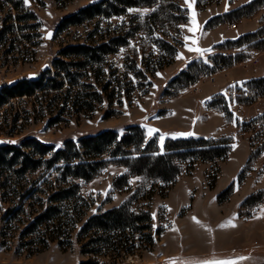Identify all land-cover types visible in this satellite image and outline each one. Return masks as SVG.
I'll use <instances>...</instances> for the list:
<instances>
[{
	"label": "rangeland",
	"instance_id": "1",
	"mask_svg": "<svg viewBox=\"0 0 264 264\" xmlns=\"http://www.w3.org/2000/svg\"><path fill=\"white\" fill-rule=\"evenodd\" d=\"M93 1L100 0H0V31L10 30L6 42H0V86L11 87L14 80L35 86L33 95L12 98L0 106V140L20 146L35 138L55 152L65 149L69 141L78 147L82 137L106 130L123 135L129 126L139 125L147 140L158 141L161 154L169 139L230 138L229 155L194 165L188 160L169 187L157 184L150 199L139 194L132 200L136 212L149 211L152 216V244L143 233H130L127 237L133 247L129 244L116 251L100 245L91 253L83 247L89 240L88 235L80 234L83 224L89 217L129 201L141 185V177L134 176L128 186L115 190V179L128 168L112 162L90 182L71 179L81 186V199L64 203L63 209L71 217L87 208L86 214L78 223L66 221L58 237L55 226L32 224L52 205L50 197L59 188L56 179L66 163L61 161L51 169L41 167L19 194L9 192L3 197L5 191L0 188V264H226L240 260L242 254L264 253V209L255 210L264 202V152L247 168L251 154L264 143V118L246 117L257 107L248 109L251 104L241 103L242 95L252 93L245 92L246 82L241 84L238 78L259 66L264 46L216 48L229 37L263 28L264 7L236 20L233 12L253 0H220L203 8L198 0H181L188 20L178 31L145 25L157 6L79 17V23L71 25L64 21ZM105 1L98 3L101 10L107 7ZM218 16L225 20L208 27ZM140 24L142 28L136 31ZM16 29L21 40L11 50ZM25 36L32 48L22 43ZM117 36L124 37L127 44L104 55L100 64L65 54L70 46L95 48ZM165 45L169 47L164 49ZM171 48L177 49L173 58ZM218 54H241L243 59L226 67L213 63ZM85 61L83 69L72 67L71 81L58 68L62 62ZM192 62H205L214 70L187 86L173 82ZM30 74L38 78L31 80ZM61 82V89H52ZM256 101L259 107L264 105V97ZM246 149L245 167L235 174ZM102 158L109 160V155ZM79 162L81 158L74 161ZM7 210L12 212L3 217Z\"/></svg>",
	"mask_w": 264,
	"mask_h": 264
},
{
	"label": "trees",
	"instance_id": "2",
	"mask_svg": "<svg viewBox=\"0 0 264 264\" xmlns=\"http://www.w3.org/2000/svg\"><path fill=\"white\" fill-rule=\"evenodd\" d=\"M10 2L14 0H9ZM220 0H198V6L203 8L209 4L218 3ZM95 3L82 8L78 13L71 14L64 18V21L71 24L79 23L78 18H93L97 15H118L122 14L129 7L148 6L155 7V11L147 16L145 25H155L161 28H174L179 30V25L188 20L187 11L180 5L181 0H107L104 4L107 7L101 10ZM18 4L17 2L14 3ZM264 7V0H253L245 6L234 11L237 14L236 20L242 17H250L259 12ZM227 18V17H226ZM225 20V17L218 16L210 20L208 27L217 25ZM138 31L142 28V24L138 25ZM10 30L0 31V42H6L5 35ZM23 40L30 41L25 36ZM14 41V40H13ZM14 42L11 43V50ZM127 44V40L122 36L114 37L109 43H103L95 48H89L83 45L70 46L65 50L66 56L81 57L93 60L95 63H101L102 57L106 54L116 51L117 47ZM252 44L255 47L263 48L264 46V27L256 32L245 34L237 40H229L218 45L216 48L230 49L239 48L243 45ZM169 47V45H165ZM8 51L11 53L12 51ZM177 49L169 50L171 58L175 56ZM243 59V55H225L218 54L213 58V63L217 65H225L230 67L233 63H237ZM82 64H66L62 62L58 66L61 72H65L69 80L72 79L71 69L75 66L83 69ZM162 66V65H161ZM214 70V69H213ZM211 66L205 62H192L188 65L187 70L181 69V73L173 82H177L179 86H187L196 82L199 78L211 74L213 71ZM244 86L252 93L250 96L242 95L241 103L252 104L258 98L264 97V77L247 81ZM52 89L59 90L63 87V83L53 84ZM35 86H25L23 82H18L11 87H4L0 92V106L5 105L12 98L23 95H33ZM223 98V96H220ZM213 102L210 106H213ZM230 116L227 108H223ZM264 118V115L260 116ZM257 120V119H256ZM232 142L230 138L206 139V138H184L169 139L165 144V153L161 154L158 141L155 138L147 140L144 130L139 125L129 126L123 135L115 130H106L101 133L85 136L79 140V146L76 147L73 141L67 142V147L63 150L52 152V147L39 143L35 138H29L22 142L20 146L4 145L0 147V188L3 189V197L8 196L9 192L19 194L32 176L41 167L51 169L61 161L66 166L56 179L59 182V188L50 197V204L36 217L32 224L36 227L41 225L55 226L56 235L62 236V226L66 221H74L78 223L86 214V209L76 213L74 216L63 209L64 203L72 202L74 199L80 198L81 186L70 182L71 179L81 178L86 182L92 181L100 171L115 162L126 166L128 171L122 176L115 179L113 187L120 190L129 185V180L134 176L141 177V185L132 194L129 201L119 207H114L101 214L93 215L83 224L80 234L88 235L89 240L84 244L86 253L96 252L97 246L114 247L116 251L124 249L131 244V237L128 234L143 233L150 244L153 242L151 236L152 216L149 211L136 212L132 208V200L135 197L146 196L151 198L156 192L157 184L165 185V188L173 184L177 178L183 173L184 166L182 163L191 161L194 165L197 161H214L224 159L229 155V144ZM35 148L34 151H27ZM264 152V143L259 146L250 156L247 164L252 165L254 161ZM50 154V156H48ZM109 155V160H104V155ZM83 157V158H82ZM81 158V162L74 163L76 159ZM246 171V170H244ZM254 196L249 198L250 202ZM12 210H7L3 217H6ZM162 230H158L157 234L161 235ZM96 237V238H95ZM119 237V238H118ZM118 238V239H117ZM117 239V240H116ZM131 242V243H130ZM62 244V242H60ZM93 247V248H90ZM90 249V250H89ZM93 249V250H91Z\"/></svg>",
	"mask_w": 264,
	"mask_h": 264
},
{
	"label": "crops",
	"instance_id": "3",
	"mask_svg": "<svg viewBox=\"0 0 264 264\" xmlns=\"http://www.w3.org/2000/svg\"><path fill=\"white\" fill-rule=\"evenodd\" d=\"M243 34L244 33H240V35H238V37H240ZM238 37H235V38L229 37V39L225 40V41L233 40V39H236ZM225 41H223L219 44H222ZM262 77H264V59L261 61V63L259 64L258 67H256L255 69H253L251 71L250 74H243L242 77L239 76L238 78L241 80V84H243V83H245L251 79H257V78H262ZM224 85H226V83H224ZM259 103H260L259 101H255L253 104H251L247 107L248 109H250L252 107H257L256 109H253V114L248 115V112L246 113L247 114L246 117L249 120L255 119V118L264 114V105L259 107V105H258ZM244 155H245L244 160L239 162V164L237 165V169L235 171V174L239 173L241 171V169L243 167H245V164H246V162L248 160V156H249V151L247 149H246ZM229 262H234V264H264V253L263 252H261V253L260 252L259 253L251 252L249 255L242 254L240 257V260H236V261L232 260Z\"/></svg>",
	"mask_w": 264,
	"mask_h": 264
},
{
	"label": "built area",
	"instance_id": "4",
	"mask_svg": "<svg viewBox=\"0 0 264 264\" xmlns=\"http://www.w3.org/2000/svg\"><path fill=\"white\" fill-rule=\"evenodd\" d=\"M233 27H236V24L233 25ZM38 30L41 31V29H38ZM14 36H15V38H14L15 42H14L13 45H14L15 47H17L18 43H17L16 41H20V40H21V37L19 36L17 29L14 30ZM22 43H23L24 45H26L27 49L32 48L31 45H30V43H29V41H27V40H22ZM245 92L248 93L249 90H248V89H245ZM263 209H264V202H260V203H258L257 206L255 207V210H256L257 213H258L259 211H262Z\"/></svg>",
	"mask_w": 264,
	"mask_h": 264
},
{
	"label": "water",
	"instance_id": "5",
	"mask_svg": "<svg viewBox=\"0 0 264 264\" xmlns=\"http://www.w3.org/2000/svg\"><path fill=\"white\" fill-rule=\"evenodd\" d=\"M93 3H95V1H93L92 2V4ZM52 36H51V32L48 34V36H47V38H51ZM46 68H47V66H45L44 68H43V71H45L46 70ZM29 78L31 79V80H34V79H36L37 78V74H30L29 75ZM19 82V80H14V81H11L10 82V86H13V85H15V84H17ZM2 89V86H0V90ZM4 145H6L5 144V142L3 141V140H0V147L1 146H4Z\"/></svg>",
	"mask_w": 264,
	"mask_h": 264
},
{
	"label": "snow or ice",
	"instance_id": "6",
	"mask_svg": "<svg viewBox=\"0 0 264 264\" xmlns=\"http://www.w3.org/2000/svg\"><path fill=\"white\" fill-rule=\"evenodd\" d=\"M221 264H223V262H221ZM227 264H234V262H227Z\"/></svg>",
	"mask_w": 264,
	"mask_h": 264
},
{
	"label": "flooded vegetation",
	"instance_id": "7",
	"mask_svg": "<svg viewBox=\"0 0 264 264\" xmlns=\"http://www.w3.org/2000/svg\"><path fill=\"white\" fill-rule=\"evenodd\" d=\"M37 78H38V76H37ZM37 78H36V79H37Z\"/></svg>",
	"mask_w": 264,
	"mask_h": 264
}]
</instances>
